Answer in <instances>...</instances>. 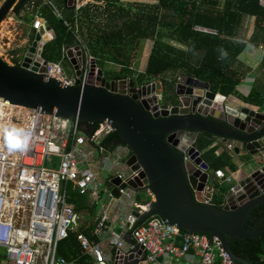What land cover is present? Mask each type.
I'll return each instance as SVG.
<instances>
[{
  "label": "built area",
  "instance_id": "obj_1",
  "mask_svg": "<svg viewBox=\"0 0 264 264\" xmlns=\"http://www.w3.org/2000/svg\"><path fill=\"white\" fill-rule=\"evenodd\" d=\"M40 3L60 18L50 0H40ZM77 3L78 0H74L75 13L94 5L92 0ZM258 3L264 8V0ZM40 16L36 13L30 24V32L39 34L40 41L30 61L26 62L27 68H34L45 79L53 78L65 85H73L75 80H80L81 84L89 80L92 84L98 82L97 59L85 49L77 34L75 38L82 55L73 56L77 69L71 66V77L64 75L59 62L42 57L43 46L52 37ZM193 29L202 34L219 35L216 29L208 27L197 25ZM45 35L51 39L43 41ZM30 47L21 53H11L8 60L1 57L8 63L21 65ZM65 52L64 48L62 57ZM93 65L95 70L90 76ZM75 71L79 76L74 75ZM152 84L154 91L148 97L155 99L150 102L151 107H155L161 103L160 82L151 79L136 85V89ZM141 99L147 96L138 98V102ZM0 124L23 126L33 133L30 150L25 153H9L6 148H0V264H74L75 260H67L57 253L58 244L70 236L79 244L80 256H89L93 264H235L215 236L184 232L157 216L139 222L153 196L145 185L137 184L143 181L140 177L143 168L137 161L127 164L133 155L130 148L123 143L112 150L102 144L104 138L115 131L111 123L55 117L0 99ZM234 145L231 141L225 146L233 151ZM189 149L183 153L185 163L191 159ZM259 161L264 162V151L259 152ZM135 164L138 167L133 170ZM213 176L226 184L232 181L222 170H214ZM129 182L136 183L140 189L132 188ZM140 191L148 197L145 202L136 199ZM69 192L83 196L89 209L98 210L93 222V235L98 242L81 232L82 228L90 226H83L85 215L75 212L69 204ZM211 192L206 183L200 195L202 204L213 208ZM262 260L264 263V248Z\"/></svg>",
  "mask_w": 264,
  "mask_h": 264
},
{
  "label": "water",
  "instance_id": "obj_2",
  "mask_svg": "<svg viewBox=\"0 0 264 264\" xmlns=\"http://www.w3.org/2000/svg\"><path fill=\"white\" fill-rule=\"evenodd\" d=\"M62 1L67 10L73 9L74 0ZM35 3L37 0H0V24L9 13L18 17L19 12ZM46 31H50L48 26ZM39 41L40 35L35 34L21 65L8 63L0 56V99L55 117L111 123L133 154L127 164L137 161L143 168V181L137 182L138 186L145 185L153 196L139 222L157 216L187 233L215 236L235 264H248L232 254L227 240L251 238L257 233L242 230L241 224L252 207L264 204V163L227 190L222 208L208 207L202 204L200 192L211 178L197 143L201 135L209 134L221 142H234L235 155L256 156L264 151V112L224 101L223 96L211 91L210 82L186 75L177 77L176 103L171 106L151 107L155 99L148 95L153 93L154 84L136 89L133 79L106 80L100 68L95 84L90 80L87 84L80 80L73 85L60 84L27 68L26 62ZM81 55L78 46L72 50L66 47L65 56L73 69H77L73 56ZM94 70L93 65L90 76ZM79 74L74 72L75 76ZM145 96L147 99L138 102ZM188 147L191 159L185 163L183 153ZM137 184L129 182L138 190Z\"/></svg>",
  "mask_w": 264,
  "mask_h": 264
},
{
  "label": "trees",
  "instance_id": "obj_3",
  "mask_svg": "<svg viewBox=\"0 0 264 264\" xmlns=\"http://www.w3.org/2000/svg\"><path fill=\"white\" fill-rule=\"evenodd\" d=\"M100 1L105 5L100 11L91 5L78 11L75 15L77 26L74 25L72 10H66L63 22L56 19L46 7L41 9L43 18L54 33V37L42 49L41 55L46 61L58 62L62 47L77 46L79 43L75 38L77 34L82 42L85 37V44L89 48V53L97 59V65L114 63L121 68L114 77L124 78V72L133 73L130 64L135 56V50L141 41L149 39L152 40V46L145 68L138 73L136 79L132 78L136 83H148L153 77L167 72H179L181 73L179 76L185 74L210 82L212 92L227 97L235 91L239 83V77L230 67L241 56L247 44L264 45V8L259 5L258 0H226L222 8L219 0L95 2ZM33 5H40V2ZM132 6H136L137 9ZM245 16L251 18V30L244 43L235 38ZM197 25L216 29L219 35L195 32L193 28ZM33 39L32 34L31 40ZM171 40L185 45L186 49L172 45ZM222 50L227 53L226 56L222 57ZM110 75L113 78L112 74ZM176 79L175 77L173 83H176ZM213 139L214 137L209 134H203L199 138L197 148L207 149L201 154L202 159L213 171L224 166L234 170L229 155L215 156L216 146L212 145ZM123 143L116 131L102 141L104 146L112 150ZM68 202L75 212L82 213L88 210L85 198L77 193L69 192ZM215 208L220 209L221 206ZM91 216L95 217V213ZM241 229L257 233L251 238L228 239L230 251L236 258L248 264H264L262 260L264 204L254 206L247 212ZM93 230L94 227H90L83 229L82 232L92 241L98 242ZM57 253L67 260L78 257L80 247L75 243V237L70 236L68 240L60 242ZM80 264L87 263L81 258Z\"/></svg>",
  "mask_w": 264,
  "mask_h": 264
},
{
  "label": "crops",
  "instance_id": "obj_4",
  "mask_svg": "<svg viewBox=\"0 0 264 264\" xmlns=\"http://www.w3.org/2000/svg\"><path fill=\"white\" fill-rule=\"evenodd\" d=\"M38 1L39 0H37V2ZM55 1L60 2V4L62 5V12H58L53 7L55 9V11L60 15L61 19L57 18L56 16H54L52 14L51 9L49 7L43 6L42 3H40V5H37V6L33 5L32 8H31V4L28 5L24 10L19 12L18 17H14L11 13H9V15L7 17H11L12 21L19 20V19L23 20L26 17H30L29 18V22H28V28H29V32H30V24L32 22L33 16L36 13L41 15L40 16L41 19L46 23V26L49 27V25L47 24V22L43 18L42 11H41L42 8L46 7L47 9L50 10L51 14L56 19L62 20L64 22L63 15L66 14L65 12H66L67 9L64 7V4H63L62 0H55ZM82 1L83 0H78L77 4H80ZM95 1L96 0H94V1L92 0L94 5H91V6L94 7V8H98L97 10L100 11V9L105 6L104 3L102 1L96 3ZM50 2H51V0H50ZM72 11H73V9H72ZM73 13H74V25H75V22H77V21H75V15H77L78 12L75 13L73 11ZM96 21H98V19H96ZM247 23L249 25L246 26L247 30L245 32V35L248 33V31L251 28V18L250 17H247ZM9 25H10V23H9ZM75 26H77V25H75ZM49 29H50V31H48V33L53 38L54 37V33H53V31L51 30L50 27H49ZM32 34L35 37L34 32H32ZM47 38H48V40L51 39V38H49L48 35H45L43 37V41H48V40H46ZM245 41H246V38L244 40H241V42H244V43H245ZM83 45H84L85 49L88 51L89 49L86 46L85 42H83ZM64 48L66 49V47H62L60 59L68 61L66 56L62 57V51H63ZM17 51L18 50L14 51L13 49H11L9 51V53L11 54V53L17 52ZM18 53H21V52H18ZM263 63H264V45L262 44V45H258V46H252L250 44H247V46L244 49V51L241 54V56L230 67V69L235 71L237 76L239 77V83L237 84V86L235 88V91L231 95L225 97L226 101L232 103L233 105H235L237 107H241V108L245 107V108L251 109L252 111H262V112H264V66H263ZM112 64H114V63H112ZM246 97H248L247 98L248 102H246V99H245ZM217 140H218V142L220 141L218 138H217ZM230 142H231V140L225 141L224 143L226 145V144H228ZM212 145H215L217 147L218 143L213 141ZM220 154H221V152L218 153L217 151H215V156H219ZM229 155H230V158H231V163L233 164L235 169L233 170V169H231L228 166H224L221 169H217V170H222L225 174H226L225 170L228 171L229 174H226V175L231 176V180H232L228 185H229V187H233L239 180L244 178L249 173H242L241 175L237 174V172H238L237 165L240 163V161L237 158H239L240 156H244L243 154L235 155L233 151H230ZM255 157L259 161V153ZM203 161L207 164V162L205 160H203ZM208 172H209V177L211 178V181L208 182V184H209L210 188L212 189L210 197H211V199L213 201V208H215L218 205H220L221 208H222L224 206L225 194H226L227 190H222L221 189L222 191L218 192V191L214 190V188H215V186H219L220 188H222L221 185L226 184V183H223L220 180L214 178V176H213V172L214 171H213V169L211 167H209V165H208ZM220 188H217V190H219ZM139 193L140 192H137L136 199H137ZM146 197H147V195H146ZM147 199H148V197H147ZM86 207H87V204H86ZM119 208L121 209V211H123L121 207H119ZM88 210L81 213L82 215L86 216V217L84 216L85 221H84V225L83 226H87L89 224L90 227H94L93 222H95L96 219H97L98 210L97 209H89V208H88ZM94 213H95V217L91 216ZM85 228L86 227L82 228V230L85 229ZM82 230H81V232H82ZM75 243H77V242H75ZM81 258H82V260L85 261V263L93 264V261H92V259L89 256L81 257L79 255L78 257L71 258L70 261L71 260H75L74 264H80Z\"/></svg>",
  "mask_w": 264,
  "mask_h": 264
},
{
  "label": "rangeland",
  "instance_id": "obj_5",
  "mask_svg": "<svg viewBox=\"0 0 264 264\" xmlns=\"http://www.w3.org/2000/svg\"><path fill=\"white\" fill-rule=\"evenodd\" d=\"M219 1H220V7L222 8L224 5V2L226 0H219ZM50 3L52 5V7H54L58 12H62V5L60 4V2L55 1V0H51ZM132 7L135 10L137 9L136 6H132ZM29 18L30 17H26L23 20L19 19V20L12 21L11 17H7L0 24V46H1L0 56H2L4 59L6 58L5 60H8L7 56L10 55L9 51L11 49H13L14 51L18 50L16 52V53H18V52H24V49L26 50L28 47H30V45H31L30 43L32 41L31 40L32 32H29V28H28ZM10 20L12 23L10 22ZM9 23H10V25H9ZM247 25H249V24L247 23V17L245 16L243 18L242 25L239 28L238 36L235 38V40L237 39V40L241 41V40H244L245 38H247V35L249 34V31L251 30V28H250L248 33L245 35V32L247 30V28H246ZM46 40H48V38ZM83 41L85 42V37H83ZM170 42L172 45H174L178 48H181L184 50L186 49L185 45L179 44L175 40H171ZM151 46H152V40L146 39V40L141 41L140 45L135 50V56L132 59L131 64H130V65H132V68H133L132 72L134 74L124 72V75H123V76H125L124 79H132V78L136 79V76L138 75V73H140L144 70L146 62H147L146 61L147 56L149 55L150 50H151ZM129 49H130V47H129ZM56 61H58V60H56ZM59 63L62 67V71H63L64 75L67 77H71L73 75V73H72V68H71L69 62L60 59ZM98 65L104 71L105 77L107 79L112 78L110 74H112V76L114 77V75L118 74L121 70V68H119V66H116L114 64H109L107 62L104 64L101 63V65L100 64H98ZM179 74H181V73H179V72H167L166 74L159 75L156 78H154V77L152 78L153 80L160 82V84H161L160 88H158V89H160L158 91V93L161 96L160 105L171 106V105L176 103L175 102L176 95L174 92V88H175V85L177 83V79H176V83H173V81H174L175 77L176 78L179 77ZM183 75H185V74H183ZM186 76H190V75H186ZM116 78H120V77H116ZM138 84H140V83L137 82V85ZM202 136L203 135H201V137ZM213 141L218 143V146L216 147L215 151H217L218 153L221 152V156L230 154V151H228L226 149L224 142L219 141L220 142L219 143L216 137H214ZM206 150H207L206 148L200 150L201 154H204L206 152ZM203 158H204V155H203ZM237 159L240 161V163L237 165V167H238L237 174L238 175H241L242 173H250L253 170H255L257 167H259L261 165V163L262 164L264 163L262 161H258L255 156H252L249 154L244 155V156H240ZM225 172H226V174H229L227 170H225ZM221 186H222V188H220L219 186H215L214 190L221 192L222 190H228L229 189L228 184H223ZM217 188H220V189L217 190ZM103 198H105V196H103ZM137 200L139 202H145L147 200V197L143 193V191H140V193L138 194Z\"/></svg>",
  "mask_w": 264,
  "mask_h": 264
},
{
  "label": "clouds",
  "instance_id": "obj_6",
  "mask_svg": "<svg viewBox=\"0 0 264 264\" xmlns=\"http://www.w3.org/2000/svg\"><path fill=\"white\" fill-rule=\"evenodd\" d=\"M226 55L227 53L222 50V57ZM98 68L100 67L98 66ZM0 136H2L3 139L0 148H6L9 153H25L30 150L33 133L23 126L0 124Z\"/></svg>",
  "mask_w": 264,
  "mask_h": 264
},
{
  "label": "flooded vegetation",
  "instance_id": "obj_7",
  "mask_svg": "<svg viewBox=\"0 0 264 264\" xmlns=\"http://www.w3.org/2000/svg\"><path fill=\"white\" fill-rule=\"evenodd\" d=\"M103 72H104V71H103ZM104 76H105V73H104ZM105 78H106V77H105ZM113 79H119V78H116V77L109 78V79L106 78V80H109V81H111V80H113Z\"/></svg>",
  "mask_w": 264,
  "mask_h": 264
},
{
  "label": "bare ground",
  "instance_id": "obj_8",
  "mask_svg": "<svg viewBox=\"0 0 264 264\" xmlns=\"http://www.w3.org/2000/svg\"><path fill=\"white\" fill-rule=\"evenodd\" d=\"M11 22V21H10ZM0 48H1V46H0ZM3 51V50H2Z\"/></svg>",
  "mask_w": 264,
  "mask_h": 264
}]
</instances>
